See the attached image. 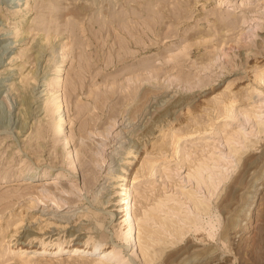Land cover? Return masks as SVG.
<instances>
[{"label":"rangeland","instance_id":"rangeland-1","mask_svg":"<svg viewBox=\"0 0 264 264\" xmlns=\"http://www.w3.org/2000/svg\"><path fill=\"white\" fill-rule=\"evenodd\" d=\"M239 2L0 0V264H101L19 251L27 233L55 243L77 230L126 254L122 173L137 235L156 242L147 264H264V0ZM60 62L57 137L50 83L39 95L35 76ZM30 167L58 175L18 174Z\"/></svg>","mask_w":264,"mask_h":264},{"label":"bare ground","instance_id":"bare-ground-1","mask_svg":"<svg viewBox=\"0 0 264 264\" xmlns=\"http://www.w3.org/2000/svg\"><path fill=\"white\" fill-rule=\"evenodd\" d=\"M150 0H148L149 2ZM229 0H217L218 5L220 6L221 4H224L225 2H228ZM244 1L246 0H240L238 5L244 4ZM164 4L160 5V8H162ZM218 6V7H219ZM165 7V6H164ZM145 9L148 11H153L152 6L150 5H145ZM161 10V9H160ZM156 12V11H154ZM173 13L170 15H167L168 17L172 16ZM217 21L221 22L222 19V13L218 12L215 13L213 16ZM227 17L230 18H235V15L233 13H228ZM227 19V18H226ZM225 19V20H226ZM154 25L158 26V22L154 20ZM162 25V24H161ZM160 25V26H161ZM43 50V48H42ZM64 68L62 62L58 63L55 67L54 70L52 71V76L51 78H48L47 75H37L35 76L36 78H39L40 81L38 82L36 86V92L35 93H40L42 92L43 89H40L41 87L44 86V88L50 83V87L52 89V92L50 93V104L55 108V115H54V121H53V132L57 137H60L61 135H65L67 131V118H66V113H65V108L63 105V93L61 90V87L63 85V74ZM264 74V71L260 72V74ZM210 87H213L210 86ZM216 88V87H213ZM210 89V88H209ZM219 89V88H218ZM211 91V90H210ZM213 91V89H212ZM48 92V91H47ZM47 92H42L39 95L46 94ZM183 98L187 99V96H181L180 99L184 100ZM177 102V101H176ZM183 102V101H182ZM232 101L229 102H224V107L227 109V112L230 114L232 111L230 108L232 107ZM231 112H230V111ZM29 111V110H28ZM27 111V112H28ZM29 114V112H28ZM27 115V113H26ZM233 115V114H231ZM176 137V142L179 140V135L174 133ZM68 142V139L66 138V143ZM145 165L148 166V168H152L154 162L149 161V162H144ZM144 166V165H143ZM41 170V169H40ZM19 175L22 174L24 179L29 180V179H35L38 177H46L48 175H54L57 177L58 172L53 173L51 171H38L37 168H29L26 171H19ZM64 176L66 175L67 177V172L63 173ZM50 177V176H49ZM53 177V176H52ZM120 179L118 180V183L116 185V188L119 189L118 194H116L114 201V206L117 207V211L115 212L114 220L119 218L120 220L118 221V234L116 235L117 238L122 240V245L127 251L126 254H123V250L120 249H114V246L109 245V241H107L106 237L103 238H97L96 235H91L87 236L86 238L84 237H79L74 235L76 234L77 230L75 231H70L67 236H69L68 239H62L61 237H57V241L54 242H46L44 238L42 239L41 236L38 238L37 235H33L30 233L26 234V237L17 242L16 248L19 249V251L27 250V249H32L35 254L37 255H61L62 254H69V255H86L87 257H91L93 259L99 258L97 263H103L104 261L110 262L111 264H133L136 260L133 259L131 255H128L129 251L132 250L131 253H133L136 257H139L140 261H144V264H147L150 262L153 257L152 253L154 252L153 249L150 247L156 243L153 238H150L149 241H141V237L137 235V232H139V228L136 226V219L133 214V207H134V202L132 199V187L129 184L128 177L126 176L125 173L119 174ZM28 183V182H25ZM53 183V182H52ZM133 183V181H132ZM50 187V186H49ZM49 187L42 190V194L45 195V197H49L50 200H52L56 206V208L63 209L62 206L66 202H68L65 198L62 197H57L55 194H53V191H49ZM64 190H66L63 187ZM64 194V193H63ZM44 199L42 198L40 200L41 204H45ZM201 203V202H200ZM202 206L205 207V204L201 203ZM35 205V204H33ZM113 215V214H112ZM97 219V218H96ZM98 220V219H97ZM96 220V222H98ZM98 225L100 222H98ZM166 224V223H165ZM252 222H249L248 225L246 226V229H252L254 225H252ZM97 225V224H96ZM230 227V226H229ZM226 228V227H225ZM228 228V227H227ZM229 230V228L227 229ZM170 231V229H169ZM141 232V231H140ZM150 236L151 234L153 235L155 232H149ZM46 234V233H44ZM225 234V233H224ZM228 235V234H226ZM225 235V236H226ZM154 236V235H153ZM226 238V237H225ZM46 239V238H45ZM141 239V240H140ZM114 247V248H113ZM122 247V248H123ZM156 251V249H155ZM142 256V257H141ZM135 257V258H136ZM104 260V261H103ZM135 260V261H134ZM11 263V262H10ZM135 264V263H134Z\"/></svg>","mask_w":264,"mask_h":264}]
</instances>
